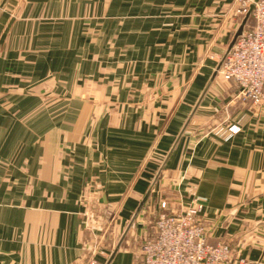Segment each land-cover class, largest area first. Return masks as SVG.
Segmentation results:
<instances>
[{"label":"crops","instance_id":"obj_1","mask_svg":"<svg viewBox=\"0 0 264 264\" xmlns=\"http://www.w3.org/2000/svg\"><path fill=\"white\" fill-rule=\"evenodd\" d=\"M94 8L92 0H9L0 15V264L108 262L118 241L93 252L83 203L101 207L93 217L116 208L123 234L233 26L211 34L203 19L167 18L166 28L92 17ZM50 78L57 95L65 84L84 94L45 111L28 89L43 91ZM216 80L147 201L197 198L210 242L231 241L246 264H264V103L229 106L238 88L227 81L221 97ZM220 117L232 137L218 132ZM127 237L111 264H135Z\"/></svg>","mask_w":264,"mask_h":264},{"label":"rangeland","instance_id":"obj_2","mask_svg":"<svg viewBox=\"0 0 264 264\" xmlns=\"http://www.w3.org/2000/svg\"><path fill=\"white\" fill-rule=\"evenodd\" d=\"M95 3V8L93 9L92 17H108V15H112L114 17H127V18H145L155 20V24H166L167 28V18L169 19H184V18H198L203 19L204 21H208L209 27L205 30H209L212 34H216L219 31H228L229 27L232 26V32H230L229 37L227 38L226 42L222 47V51L218 52L217 56L215 57V61L222 59L223 52L229 46L230 41L232 40L235 31L238 29L239 25L241 24L243 17L236 14V9L239 5V0H92ZM136 2V3H135ZM102 3L105 5L104 8L100 9L99 6ZM134 3V6L132 4ZM218 5H217V4ZM124 5V6H123ZM99 8V9H98ZM95 13V14H94ZM109 15V16H110ZM236 15V16H235ZM187 21V22H186ZM184 31H191L189 30L188 20H185ZM206 23V22H205ZM253 19L250 16L246 26L252 25ZM184 24V25H185ZM159 27V26H158ZM161 29H164V25L160 26ZM157 28V27H156ZM244 28V29H245ZM228 29V30H227ZM160 32V31H159ZM66 61V59L64 60ZM67 65L65 64V67ZM215 68V67H214ZM212 69H210V72ZM50 79H45L43 82V91H41L40 87H37L35 84H32L29 89L28 93L31 94H39L44 98V109L45 111L52 110L56 108L57 110L66 109L67 106H63L66 102V98L71 96L82 97L84 92H69V88L67 84H65L64 88H61L59 94L57 95L55 92H52L51 87L49 86ZM227 81L222 78L220 74H218L217 80L215 85L219 88H223L225 92L221 97H226V90ZM216 89V88H215ZM230 90V88H229ZM216 91V90H215ZM237 94V93H236ZM220 96V93H219ZM84 97V96H83ZM53 98H59L61 102L60 105H55L52 103ZM55 100V99H53ZM248 102V101H246ZM57 103V102H56ZM243 103V102H242ZM254 104V103H252ZM55 105V106H54ZM256 105V104H254ZM78 108V107H76ZM83 108V107H80ZM221 125L218 128V132H222L225 134L227 138L228 134L231 133V128L233 126H227V121L224 117H220ZM219 120V121H220ZM168 202L169 205H172V209H178L179 206L182 204L181 202H169L167 198L161 199L158 201L157 206L156 202L153 204L150 201H147L142 212L137 217L135 222L134 228H132L131 232L129 233L126 242L123 245V250L126 248H134V255H135V264H140L142 261V246L144 242L153 237L155 234V225L160 216V214L167 210L162 208V202ZM85 207V214L89 217V223L87 230L90 232L92 245H93V252H96V255L102 253L106 248L112 249L116 242L118 241L122 231L126 224L120 226L121 219L118 215H116V208H108L99 210L100 216L93 217V213L97 211V208L100 206L98 203H83ZM101 209V207L99 208ZM114 214L113 216H111ZM129 220V219H127ZM126 220V221H127ZM205 226V225H204ZM118 227V228H117ZM206 227V226H205ZM207 230V229H206ZM208 233V231H207ZM209 236V235H208ZM210 242V240H209ZM226 244L229 247V256L226 262L223 264H246L248 259L242 257L241 252L234 248V245L231 241L228 240H218L216 242H210V244ZM132 250V249H131ZM96 256H92L91 261H98Z\"/></svg>","mask_w":264,"mask_h":264},{"label":"built area","instance_id":"obj_3","mask_svg":"<svg viewBox=\"0 0 264 264\" xmlns=\"http://www.w3.org/2000/svg\"><path fill=\"white\" fill-rule=\"evenodd\" d=\"M252 25L246 26L223 61L219 74L236 84L238 91L229 106L251 101L264 103V0H239L237 16L243 18L251 4ZM236 16V15H235ZM236 131V130H235ZM234 127L227 138L232 137ZM155 225V234L142 246L140 264H223L229 256L226 244H210L206 227L200 219L203 205L193 198L172 209L168 202ZM91 264H100L92 261Z\"/></svg>","mask_w":264,"mask_h":264},{"label":"water","instance_id":"obj_4","mask_svg":"<svg viewBox=\"0 0 264 264\" xmlns=\"http://www.w3.org/2000/svg\"><path fill=\"white\" fill-rule=\"evenodd\" d=\"M256 1H258V0H255V2ZM8 2H9V0H1V2H0V15H1L3 9L5 8V6H6V4ZM254 6H255V4L252 3L251 6H250V9L248 11V13L245 15V17L243 18L241 24L239 25V27H238L236 33L234 34V37H233L232 41L230 42V44H229V46H228L225 54L223 55L222 59L220 60V62L218 64V66L216 67L215 71L213 72L210 80L208 81L206 87L204 88L202 94L200 95L198 101L196 102V104H195L192 112L190 113V115H189L186 123L184 124L182 130L180 131V133H179L176 141L174 142L171 150L166 155V158L163 161V163H162L161 167L159 168V170L157 171V173H156V175H155V177H154V179H153L150 187L148 188V190H147L146 194L144 195L142 201L140 202V204L137 207L135 213L133 214L132 218L130 219V221H129V223H128L126 229H125V231L123 232V234L121 235L120 239L118 240L116 246L114 247V249H113V251H112V253H111V255H110L109 259H108V262L106 264H111V262L113 261L114 257L116 256V254L120 250V248H121V246H122L125 238L127 237L129 231L131 230L133 224L135 223L137 217L139 216V214L143 210V208H144V206H145V204H146V202H147V200H148V198H149L152 190L154 189L157 181L159 180V178H160V176H161V174H162V172H163V170H164V168H165V166H166V164H167V162H168L171 154L173 153L175 147L177 146L178 142L180 141L181 137L183 136V134L185 133L187 127L189 126L190 122L192 121V119H193V117H194V115H195V113H196L199 105L201 104L203 98L205 97V95L207 94V92L210 89L211 85L213 84V82L217 78V76L219 74V70H220V68H221V66L223 64L224 59L226 58V56L228 55V53L232 49V47H233L235 41L237 40V38L243 34L245 25L247 24V22H248V20H249V18L251 16V14H252V11L254 9Z\"/></svg>","mask_w":264,"mask_h":264}]
</instances>
